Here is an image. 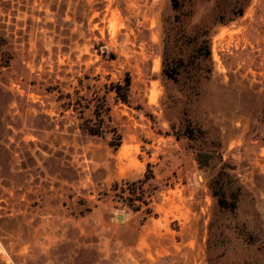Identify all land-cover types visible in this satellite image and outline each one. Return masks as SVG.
Listing matches in <instances>:
<instances>
[{
	"label": "rangeland",
	"instance_id": "obj_1",
	"mask_svg": "<svg viewBox=\"0 0 264 264\" xmlns=\"http://www.w3.org/2000/svg\"><path fill=\"white\" fill-rule=\"evenodd\" d=\"M0 264H264V0H0Z\"/></svg>",
	"mask_w": 264,
	"mask_h": 264
},
{
	"label": "trees",
	"instance_id": "obj_2",
	"mask_svg": "<svg viewBox=\"0 0 264 264\" xmlns=\"http://www.w3.org/2000/svg\"><path fill=\"white\" fill-rule=\"evenodd\" d=\"M129 85H130V82H129V79H126L124 84H116L112 90L115 92L117 98L119 100H121L122 102L124 103H127V92L129 90ZM87 131L91 134H97L98 133V130H93L92 128H88ZM117 146L119 144H116ZM136 201V199H134Z\"/></svg>",
	"mask_w": 264,
	"mask_h": 264
}]
</instances>
